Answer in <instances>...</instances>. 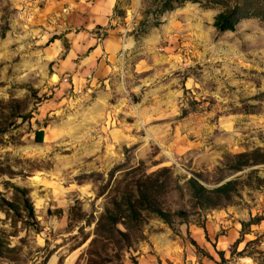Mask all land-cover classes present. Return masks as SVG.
Instances as JSON below:
<instances>
[{"label": "rangeland", "instance_id": "1", "mask_svg": "<svg viewBox=\"0 0 264 264\" xmlns=\"http://www.w3.org/2000/svg\"><path fill=\"white\" fill-rule=\"evenodd\" d=\"M67 1L0 0V264H138L165 227L170 264H264V0H119L96 62L44 49ZM225 209L228 255L195 239Z\"/></svg>", "mask_w": 264, "mask_h": 264}, {"label": "crops", "instance_id": "2", "mask_svg": "<svg viewBox=\"0 0 264 264\" xmlns=\"http://www.w3.org/2000/svg\"><path fill=\"white\" fill-rule=\"evenodd\" d=\"M119 0H68L67 4L63 5L62 10L55 11L50 28L53 34L61 35L67 38L70 43L69 48L62 45V38L55 37L54 41L46 44L44 49L46 53L53 59L60 57L66 53V58L78 57L80 54L88 53L91 61H97L102 52V38H95L93 30L97 27H104L114 21L116 6ZM47 36V37H46ZM46 39L48 35H45ZM93 40H99L94 43ZM46 41V40H45ZM89 51V52H88ZM235 217L231 214V210H213L207 217L204 226H195L196 242L207 250H218L228 255L229 247L234 241L240 238L241 232L235 222ZM157 233H160L158 235ZM149 235L150 243L157 249L159 259L155 256L138 258V264H170L168 256L171 258H180V250L182 247L175 240L169 228L165 227L162 231ZM161 238V242L155 243ZM212 241V242H211ZM210 243L212 248H210ZM152 246V245H151ZM153 247V246H152ZM163 248V249H160ZM166 248V251L164 250ZM159 250V251H158ZM174 259V260H176ZM173 264H178L173 261ZM182 264H189L184 261ZM195 264H211L206 259H201ZM229 264H257L252 259L242 258L229 261Z\"/></svg>", "mask_w": 264, "mask_h": 264}, {"label": "trees", "instance_id": "3", "mask_svg": "<svg viewBox=\"0 0 264 264\" xmlns=\"http://www.w3.org/2000/svg\"><path fill=\"white\" fill-rule=\"evenodd\" d=\"M227 18L228 17L225 16L223 13L220 14V17H219L218 22H217L218 27H220L222 29L232 27L231 24L228 25L230 23V21H229V23H225L227 21ZM43 135H44L43 130L38 131L37 138L39 141H41L43 139ZM193 188H194L196 194L206 196L209 199L211 198L212 191L207 190L202 185H198L197 183H193ZM215 191L220 192L221 194L228 196L227 185H225L223 187H219ZM142 194H143L142 198H139V199L142 202V204H144V202H147V199L145 198V196H146L145 193L142 192ZM148 209L159 214L164 219V221L167 224H169L170 227H172L174 229L173 213L164 211L162 208H160L156 205H152V207H149ZM179 213L183 214L181 211H179ZM193 242H194V244H196L195 241H193Z\"/></svg>", "mask_w": 264, "mask_h": 264}]
</instances>
